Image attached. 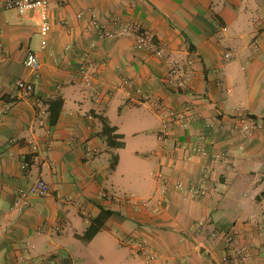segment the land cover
<instances>
[{"label":"crops","instance_id":"1","mask_svg":"<svg viewBox=\"0 0 264 264\" xmlns=\"http://www.w3.org/2000/svg\"><path fill=\"white\" fill-rule=\"evenodd\" d=\"M49 15L44 35L38 11L0 8V264H151L142 243L152 264H264V0H50ZM40 178L51 192L25 204ZM132 184L150 206L125 198ZM101 208L114 213L86 239Z\"/></svg>","mask_w":264,"mask_h":264},{"label":"built area","instance_id":"2","mask_svg":"<svg viewBox=\"0 0 264 264\" xmlns=\"http://www.w3.org/2000/svg\"><path fill=\"white\" fill-rule=\"evenodd\" d=\"M49 5L50 0H0V8H15L18 10L20 14H26L30 11H38L40 16V25H41V31L44 35H47L50 28H51V21H50V15H49ZM96 24L98 25V22L96 21ZM114 35L113 32L109 30H104L101 32V37H110ZM137 45L141 48L146 49H153L154 44L149 38V35L146 32H142L138 38ZM158 54L161 53L160 50H156ZM229 56V54H227ZM25 64L28 68L34 71H38L41 68V58L38 52L31 51L28 53ZM82 72L85 74V76L88 78L90 75L86 72V66L83 65ZM129 79H126L125 82H129ZM180 83V85H182ZM16 89L17 93H29L33 92L35 90V84L33 81L27 80V79H19L16 83ZM40 103V102H39ZM241 121L242 127L246 132L251 135L253 131L258 127V123L251 119L248 112H241ZM195 114H189L185 112H181L175 115V120L178 121L183 126H188L195 118ZM167 130H163L161 133L165 132ZM162 135V134H161ZM12 141H17L16 138H13ZM36 147V145L34 146ZM29 165V162L25 160L24 167H27ZM158 176L160 178H164V174L162 172L158 173ZM178 187L181 189H184L185 186L183 183H179ZM191 193L195 196H198L200 193H205V188H190L189 189ZM51 192V188L49 183L40 178L37 181L33 182L29 186L20 187L18 190L19 197L23 200L25 204H30V200L34 196L38 195H44ZM125 198L127 200H130L131 202H140L142 206L148 207L151 205V200H140L136 196L132 195H126ZM133 241V239L130 240V242ZM143 252L145 254V258L150 262L151 264L154 263L157 258V252L152 250L146 243H142L141 245Z\"/></svg>","mask_w":264,"mask_h":264},{"label":"trees","instance_id":"3","mask_svg":"<svg viewBox=\"0 0 264 264\" xmlns=\"http://www.w3.org/2000/svg\"><path fill=\"white\" fill-rule=\"evenodd\" d=\"M65 100L62 97H57L49 100L48 110L50 116L51 125H55L61 112L63 111ZM116 126H111L107 121L104 122L103 132L108 135V142L112 147H124V141H116V138H122V134L115 133ZM119 162V155L114 154L112 157L111 167L115 168ZM113 210L107 208H101L100 214L92 221L84 237L86 239H92L97 233H99L105 226L108 218L113 214Z\"/></svg>","mask_w":264,"mask_h":264},{"label":"rangeland","instance_id":"4","mask_svg":"<svg viewBox=\"0 0 264 264\" xmlns=\"http://www.w3.org/2000/svg\"><path fill=\"white\" fill-rule=\"evenodd\" d=\"M148 130H146L145 132H142L138 137L134 138V137H131L129 139V143H130V147L129 149H131L132 147H134V145H136L141 139H144V140H147V139H152L154 137L155 134H151L149 132H147ZM149 134V135H148ZM150 149V147L147 148V151ZM132 151V149H131ZM128 152V150L126 151ZM147 153V156H148V160H147V166L145 167V174L146 176L147 175H150L151 174V171L153 170V161L151 158V150H149V152H145ZM151 164V165H150ZM128 192L126 194H124L125 196L126 195H129V196H136L137 197V190H136V186L134 184H132V186L127 190Z\"/></svg>","mask_w":264,"mask_h":264}]
</instances>
